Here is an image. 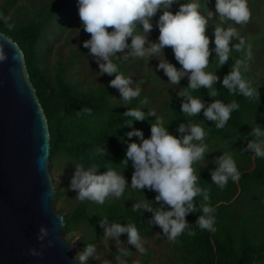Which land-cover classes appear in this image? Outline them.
I'll use <instances>...</instances> for the list:
<instances>
[{
	"label": "clouds",
	"instance_id": "1",
	"mask_svg": "<svg viewBox=\"0 0 264 264\" xmlns=\"http://www.w3.org/2000/svg\"><path fill=\"white\" fill-rule=\"evenodd\" d=\"M78 15L84 31L90 33V38L84 40L83 46L98 65L99 74L113 75L109 81L111 86L119 90L124 104L141 94L139 84L133 85L131 77H125L115 62L120 59L118 53H125L138 58L157 57L158 69H162L172 85H178L181 78L187 77V87L178 90L177 95L182 97L180 103L181 113L185 118L196 117L203 111L205 119L213 121L217 129L225 126L231 113L240 105L236 100L225 103L221 99H213L205 103L200 95H193L201 86L208 89V95L216 97L218 90L214 83L220 81L229 94L239 95L248 99L258 100L257 87L243 75L247 71L245 60L235 59L231 70L223 76L209 69V37L206 25L214 22L213 44L216 54L217 66L223 65L232 52H239L250 44L241 36L235 25H245L251 18L248 0H214L215 12L206 7L207 0H76ZM173 4H178L175 12L171 10ZM159 11L155 21L158 28V38L155 42L148 41L147 34L152 30V18ZM8 17L0 13V20L8 22ZM231 22V23H229ZM9 29L13 27L7 23ZM131 38L130 43L127 42ZM235 38L236 42L231 43ZM170 46L174 58L181 67L174 66L164 58V48ZM250 58V52H249ZM7 59L3 45L0 44V62ZM143 83V81H141ZM147 97L143 98L141 105L147 104ZM85 112L91 109L85 108ZM136 120H145L147 116L154 117L150 125V136L145 138L140 129L132 128L126 132L127 137L135 135L139 142L131 141L127 144L125 156L122 158V169L131 162L134 171L130 184L122 175V170L106 165V171H97L98 165L92 164L84 167L76 163L74 173L70 180V188L75 190L76 198L83 201H92L104 204L109 197L121 198L126 188L141 190L147 188L156 193L154 204L143 198L132 204L134 212L146 210L152 214L151 222L160 227L163 235L170 242H175L187 230L188 236H194L195 231L189 226L185 217L187 213L197 210L194 198L201 197L196 226L200 229L215 231V208L209 203V189L199 183L197 167L194 165L204 161L205 154L210 152L206 137L208 135L204 121L196 123L186 119L180 123L176 131L179 136L170 133L163 116L158 115L155 109L147 113L141 108L129 107L124 113ZM125 124L131 125V120ZM256 124V123H255ZM252 126L248 133L251 139L247 140L245 150L252 152L256 157L264 158V127L259 124ZM99 151L104 152L103 148ZM216 167L211 171V181L223 189L229 179L237 181L240 172L236 161L230 152H221L214 158ZM203 165V164H201ZM62 224V218H58ZM104 229V236L119 241L120 234H126L127 243L133 245L141 254L146 253L145 241L141 237L136 225L129 221H109L102 217L99 221ZM49 235L44 226L39 228L37 240L43 241ZM78 239V238H77ZM69 243V247L72 243ZM49 246L52 241H48ZM33 256L42 253L37 248H29ZM96 246L87 244L82 252L72 257L75 264H84L89 258H97L94 253ZM121 256L127 257L128 250L121 249ZM105 264H108L106 261ZM119 264H127L120 259Z\"/></svg>",
	"mask_w": 264,
	"mask_h": 264
},
{
	"label": "trees",
	"instance_id": "2",
	"mask_svg": "<svg viewBox=\"0 0 264 264\" xmlns=\"http://www.w3.org/2000/svg\"><path fill=\"white\" fill-rule=\"evenodd\" d=\"M262 1L264 0H257L256 5H260ZM71 5L77 6L76 0H3L0 13L9 18L7 23H11L13 27L9 29L7 23L0 20V31L16 41L24 53L29 78L47 118L49 168L52 169L56 165L55 159L58 157L70 159L73 165L82 163L84 167L97 164V171L100 173L106 171L108 165L122 170V175L130 184L133 166L129 161L122 169L121 160L125 156L127 144L139 140L135 135L127 137L125 134L136 128L143 132L145 138L149 137L154 117L147 116L145 120H136L125 116L124 113L129 107L140 108V101L150 96L153 89L146 94L141 92L130 104L120 106L111 98L115 87L111 86L109 81L114 78V74H106L105 79H101L94 88L80 86V81L76 78L77 71L72 69L71 64L84 50L71 51L67 60H57L52 69L45 65L44 59L50 50L45 37L51 24L54 26V33L66 29L71 20L68 10ZM75 8L78 12L77 7ZM255 40L257 37L250 43ZM235 42L236 40L233 43ZM248 54L247 47L239 52L234 51L225 64L217 66L216 55L210 53L209 68L222 80L231 70L235 59L245 60L248 64ZM125 61L126 59L121 57L115 61L120 72L126 68ZM260 62L264 69V49ZM172 63L180 67L174 54ZM68 69L71 70L69 73ZM243 75L253 87H257L258 100L229 94L219 80L214 83L218 90L216 97L209 96L208 89L203 86L193 93L200 95L205 103L213 99H221L225 103L232 100L238 102L240 107L231 113L230 119L221 129H217L213 121L205 119L202 110L196 117L185 118L180 110L183 98L177 93L164 99L162 107L159 108L157 114L164 117L165 122H168V131L176 136L180 135L176 131L177 126L186 123V119L196 123L204 121L208 133L206 143L211 151L205 154L204 162H197L194 167H197L200 185L209 189V203L215 208L216 218L215 231L196 226L197 218L201 215L199 203L202 198H194L197 210L187 213L185 219L195 231V235L188 236L185 230V233L172 242L173 253L168 257L167 264H264V158L244 151L247 140L251 139L248 135L251 127L257 126L256 124L264 127V117L259 116V113L264 112V76L262 75L259 81H254L249 69ZM187 84V77L181 78L178 83L181 88L187 87ZM85 108L91 109V112H85ZM127 120H131V125L125 124ZM100 148H103L104 152L101 153ZM225 151L233 155L240 176L235 182L229 179L226 186L220 189L211 181V171L216 167L214 158ZM68 183L70 180L63 179L61 185L55 188V203L64 200L67 195L76 194L72 189L65 192ZM143 195L145 199L157 203L154 200V191L147 188L139 191L130 187L126 188L121 198L109 197L104 204L81 202L76 199L67 204L66 210L63 207L58 209L64 217L62 233L81 230L78 241L80 246L85 248L87 244L94 243L96 236L104 234L99 221L107 216L110 222H133L141 237L150 235L155 229H160L151 222L152 214L146 210L134 212L131 207L135 201L142 199ZM120 235L126 237V234ZM163 238L165 236L161 239ZM115 253L113 250L110 258ZM141 264H144V261Z\"/></svg>",
	"mask_w": 264,
	"mask_h": 264
},
{
	"label": "water",
	"instance_id": "3",
	"mask_svg": "<svg viewBox=\"0 0 264 264\" xmlns=\"http://www.w3.org/2000/svg\"><path fill=\"white\" fill-rule=\"evenodd\" d=\"M0 44L7 54L0 62V264H75L73 245L62 236L64 217L54 207L46 115L22 49L2 31ZM41 226L49 230L43 241Z\"/></svg>",
	"mask_w": 264,
	"mask_h": 264
},
{
	"label": "rangeland",
	"instance_id": "4",
	"mask_svg": "<svg viewBox=\"0 0 264 264\" xmlns=\"http://www.w3.org/2000/svg\"><path fill=\"white\" fill-rule=\"evenodd\" d=\"M3 0H0V4ZM184 0H180L183 3ZM257 0H248V6L251 11V18L249 22L245 25H235L238 28L241 36H243L247 43H250L254 37H257L252 44L250 43V58L248 60L247 69L252 71L251 79L254 81H259L261 76H264V69L261 67L260 57L262 56V50L264 49V1L260 5H256ZM178 4H173L171 10L175 12L178 8ZM70 10V22L63 31L54 33V26L51 24V28L45 37L50 50L46 54L44 63L49 68L52 69L56 65L57 60L65 61L71 56V51L84 50L81 56L75 57L71 67L76 72V78L80 81V86L82 88H94L95 85L99 84L101 79H105L106 74H99L98 65L89 54V50L83 46V41L90 38V33L84 31L81 24L78 12L76 11V5H71ZM206 7L209 10L215 12L214 0H207ZM158 13L153 16L152 23L153 28L147 34L148 41L155 42L158 38V28L156 27L155 21L158 18ZM214 22L210 21L206 25V35L209 37L210 43V53L215 54L213 40V30ZM231 23V22H229ZM131 38L129 37L127 42L130 43ZM235 41V38L231 43ZM125 53L129 49L124 50ZM164 58H166L170 63H172V49L170 46H165L164 48ZM125 53H118L121 58H124ZM159 63L157 57L149 58H138L128 55L125 61V69L121 73L125 77H131L133 85L139 84L141 87V92L146 94L150 89H153V93L147 97V104L141 105V110L146 112L151 109H155L159 113V108L162 107L164 99L168 96L177 93L181 89L180 85H172L168 82V78L162 69H158L156 65ZM181 67V66H180ZM210 69V68H209ZM71 70L68 69L69 73ZM143 81V83H141ZM111 98L116 101L120 106L127 103L122 100L119 90L115 87L112 92ZM181 98V97H180ZM261 118L264 117V112L259 113ZM205 159V158H204ZM204 162V161H199ZM56 165L50 169L53 184L55 188L60 186L64 180H71V177L75 170V165H73L68 158H56ZM65 192L71 190L70 183L66 184ZM65 196V195H64ZM76 194L67 195L58 203L54 204V207L58 210L63 207L64 210L67 209V204L76 201ZM73 237L71 238V236ZM64 238L70 240L73 245V255L84 250L80 246L78 237L81 236V230L76 229L72 233H62ZM163 233L161 229H155L150 235L143 236L145 241L146 253L141 254L138 250L134 248L133 245L127 243V236H119V241L106 238L104 234L96 236L94 238V245L96 246V252L94 255L97 258H92V260H86L84 264H119L120 259H125L127 263L130 264H167L168 257L172 256L173 245L172 242L168 241L167 238H163ZM126 249L129 252L127 257L121 256L120 250ZM113 250L116 251L114 256L110 258Z\"/></svg>",
	"mask_w": 264,
	"mask_h": 264
}]
</instances>
